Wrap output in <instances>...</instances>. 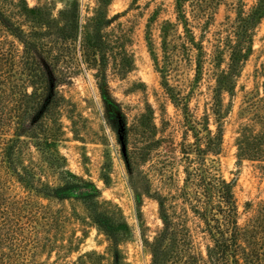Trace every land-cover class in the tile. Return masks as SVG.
Instances as JSON below:
<instances>
[{
	"label": "rangeland",
	"instance_id": "rangeland-1",
	"mask_svg": "<svg viewBox=\"0 0 264 264\" xmlns=\"http://www.w3.org/2000/svg\"><path fill=\"white\" fill-rule=\"evenodd\" d=\"M22 1L53 21L41 39L57 57L56 74L66 77L59 85L63 100L49 122L57 131L52 149L61 159L52 163L22 136L13 155L21 178L0 161V264H111V238L95 212L115 221L120 264H151L148 243L162 226L157 193L186 214L194 246L205 254L200 222L179 197L185 177L180 145L194 142L189 119L200 135L206 124L212 132L221 127V151L212 157L234 183L239 223L258 218L264 227V158L238 157L244 135L264 136V18L252 31V53L234 67L230 58L237 9L243 3L248 11L256 0H184L187 27L201 54L177 20L175 0H0V9L27 30L34 23L21 13ZM73 7L80 33L108 19L101 28V70L92 56L83 57L79 37H57L60 11ZM0 47L21 58L22 45L1 28ZM223 72L228 77L217 96ZM106 95L126 123L123 132L107 122ZM46 185L77 186L57 196L48 195ZM86 188L94 195L78 193Z\"/></svg>",
	"mask_w": 264,
	"mask_h": 264
},
{
	"label": "trees",
	"instance_id": "trees-1",
	"mask_svg": "<svg viewBox=\"0 0 264 264\" xmlns=\"http://www.w3.org/2000/svg\"><path fill=\"white\" fill-rule=\"evenodd\" d=\"M183 2L184 0H175L177 20L188 32L190 44L201 54V44L194 41L192 30L187 27ZM18 6L21 13L30 18L34 25L25 30L0 9V28L22 45L19 60L16 59L17 51H4L0 47V161L7 170L21 178L13 167V155L22 136L33 139L52 163L61 159L56 155L57 151L52 149V143L57 140V131L50 128L49 122L55 121V110L63 100L59 94V85L66 77L56 74L53 59L57 57L51 54L47 44L41 39L53 25L51 17H44L41 8L29 7L25 1ZM236 13L234 35L237 40L231 51L232 67L252 53V31L264 18V0H256L248 11H244L242 3ZM60 15L62 24H54L57 37L61 41H75L79 37L83 57L90 60L88 57L92 56L94 65L101 70L106 64V43L101 28L108 19L96 20L92 31L84 30L80 33L76 7L62 10ZM200 61L201 59H197L198 70ZM227 77L226 72L220 75L215 90L217 96L226 84ZM167 90L171 92L170 87ZM170 94L176 101L179 100L177 95ZM217 96L216 111L220 105ZM104 100L109 125L117 132L125 131L126 123L123 122V117L117 115L114 103L107 95ZM187 122L194 142H183L180 145L185 177L179 197L190 206L200 222V232L207 239L205 254L194 246L186 214L172 209L173 206L167 203V197L157 193L162 226L148 243L151 264H264V227L258 218L250 219L245 225L239 223L234 183L219 173L217 162L212 157L221 151V127L218 126L212 132L206 124L203 127L204 134L200 135L193 121L189 119ZM126 156L125 164L127 169H131V159ZM238 157L249 160L264 158V136L252 133L244 135L239 142ZM23 181L29 184L27 179L23 178ZM76 186L69 188L46 185L47 194L64 196L69 190H75L73 187ZM94 192L95 189L92 188L78 191L82 196H91ZM94 219L111 238V264H120L121 255L116 243L117 235L114 233L115 221L107 214L99 212H95ZM10 240L12 243L11 238Z\"/></svg>",
	"mask_w": 264,
	"mask_h": 264
}]
</instances>
